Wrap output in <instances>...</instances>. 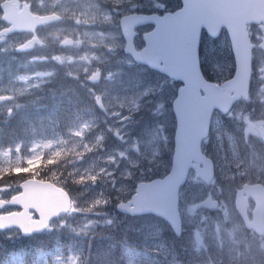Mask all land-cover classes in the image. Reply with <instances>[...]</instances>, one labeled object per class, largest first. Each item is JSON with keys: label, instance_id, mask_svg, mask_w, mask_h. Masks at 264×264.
Segmentation results:
<instances>
[{"label": "rangeland", "instance_id": "rangeland-1", "mask_svg": "<svg viewBox=\"0 0 264 264\" xmlns=\"http://www.w3.org/2000/svg\"><path fill=\"white\" fill-rule=\"evenodd\" d=\"M34 1L39 9H47L49 5V8H55L69 17V23L43 32V38L57 43L61 42V37L68 36L70 39L61 42L58 47L41 46L38 58H24L17 62H11L4 53L7 46L0 47V100L9 97L7 101H0V174L9 170H24L35 176L46 167L42 162L46 152L72 141L78 153L76 167L82 173L78 186L71 185L76 190V205L48 229L47 233L53 235L49 237L52 239L50 242L55 247L51 260L42 258L41 264H89V257L94 264L98 256L109 252L110 244L99 247L98 242L106 236H114L113 233L107 235L112 228L120 225L124 234L133 229L116 211L117 203L128 200L138 182L162 176L169 170L175 128L171 103L176 86L157 74L133 65L131 57L124 53L125 41L119 18L134 11L164 12L177 0ZM143 32H140L138 42ZM262 39L264 30L259 41ZM73 40H78L80 44ZM218 45L211 44L204 60L208 63L209 73L215 79L222 80L232 72V63L223 56H217L215 49ZM220 45L222 50L226 48L224 40ZM263 60L264 42L260 60L256 59L253 95L259 91L264 78L261 72ZM74 61L79 66L73 70ZM61 65L73 70L74 76L80 74L82 80L94 67L102 66L106 74L95 93L103 94L110 103L102 106L103 110L81 105L76 114L71 113V125L67 120L60 119L63 113L58 115L53 111L64 112L69 100L80 94L74 92L78 88L69 92L62 91L63 86L54 89L52 79L48 88L40 86ZM85 86L82 84L81 91L86 90ZM15 94L16 100H11ZM100 99L98 95V103ZM252 108L253 105L243 103L234 109L232 118L229 115L217 117L216 123L221 124L219 133L221 135L223 132L227 138L225 143L234 133L238 118L246 117ZM33 109L45 110L47 120L44 122V116L34 114ZM18 113L17 119L8 123L7 120ZM248 122L257 124L260 121ZM4 141L11 144L4 147L1 144ZM221 146L223 142L215 137L211 144L212 151H219ZM60 154L58 150L53 152L54 156ZM149 160L152 162L149 163ZM202 190L201 183L193 177L184 191L187 208L201 199ZM16 192L15 185L1 187L0 199H7ZM190 222L193 226L187 232V243L180 244L181 251L176 250V241L166 238L168 234L155 219L141 222L140 226L135 223V239L150 241L158 237L155 250L157 254H164V258L157 261L158 257L148 260L143 256L137 257L123 245L120 254L125 264L216 262L215 258H219L223 251L227 234L222 233L220 227L212 229L206 216L190 213ZM204 223L210 231H204ZM60 234L62 237L57 239ZM124 238L127 239L126 236ZM24 255L18 254L8 264H32Z\"/></svg>", "mask_w": 264, "mask_h": 264}, {"label": "water", "instance_id": "water-1", "mask_svg": "<svg viewBox=\"0 0 264 264\" xmlns=\"http://www.w3.org/2000/svg\"><path fill=\"white\" fill-rule=\"evenodd\" d=\"M182 2L181 9L164 16L135 14L123 17L121 21L127 39L126 52L131 53L138 62L182 80L184 85L180 87L173 105L178 131L171 172L163 179L139 184L132 200L119 204L118 209L131 214L156 213L170 221L177 233L181 230L177 193L191 167L196 169L198 175L200 168L194 161L203 163L206 167L204 171H212V165L201 148L205 130L209 129L216 109L227 113L241 99L237 94L245 87L250 89L253 45L247 24L264 21V0ZM148 23H154L155 28L145 34L146 47L138 52L134 46L135 28ZM223 27L230 35L236 72L230 80L218 85L205 78L200 65L199 47L203 29L217 37ZM211 177L212 173L206 180L209 181ZM21 186L23 193L12 198L11 204L21 206L23 211L0 216V230L18 227L24 235L39 233L47 228L51 219L70 208L68 195L49 182L28 180ZM4 205L0 202V208ZM31 209L38 213L39 220L32 219Z\"/></svg>", "mask_w": 264, "mask_h": 264}, {"label": "clouds", "instance_id": "clouds-1", "mask_svg": "<svg viewBox=\"0 0 264 264\" xmlns=\"http://www.w3.org/2000/svg\"><path fill=\"white\" fill-rule=\"evenodd\" d=\"M261 72L264 76V68ZM98 95L101 97L99 103L96 100ZM237 95L245 104L253 105V108L246 113V117L238 118L235 131L229 136L226 146H221L215 156L206 154V159L212 165V182L205 184L203 176L197 177L203 189L200 198L215 201L213 211L217 214L221 232L228 237L224 241L218 264H264V198L256 199L248 192L249 187L264 189V132H255L248 122L260 121L264 125V78L257 94L253 95L245 87ZM108 103L110 100H106L101 93L78 96L69 100L59 118L67 120L71 125V113L81 105L103 110L102 106ZM228 115L233 117L231 112ZM209 132L210 129L205 130V143L210 139ZM220 139L217 132V140ZM57 150L61 154L54 156L53 152ZM77 159L78 153L74 150L72 141H69L68 144L57 145L45 153L42 162L46 167L43 170L49 174H57V181L68 190V185L78 186V178L82 174L76 167ZM89 264H93L91 257ZM94 264H125V261L120 250L113 244L109 252L97 257ZM176 264L181 262L177 261ZM199 264L210 262L201 261Z\"/></svg>", "mask_w": 264, "mask_h": 264}, {"label": "trees", "instance_id": "trees-1", "mask_svg": "<svg viewBox=\"0 0 264 264\" xmlns=\"http://www.w3.org/2000/svg\"><path fill=\"white\" fill-rule=\"evenodd\" d=\"M179 4L180 2L179 0H177V3L173 8H177ZM222 54L223 55H220V57L223 56L226 60H229L231 61V63H233V54L229 44H227V47L225 48ZM206 74L209 77H211L207 73V71ZM46 173H47L46 171H42L39 176L42 178H48V175ZM30 175L31 174L29 172H21L17 174L6 173L0 176V185L16 184L21 179L27 178ZM132 227L133 229H131L127 234H124L125 231L124 229L120 228V225L119 227L112 228L107 233V235L113 233L114 236L110 238L106 236L105 238L100 239V241L98 242L99 247H101L102 244L103 245L115 244L117 248L120 250V253L123 245H125L126 246L125 248L128 249L139 248L140 246L137 245H139L140 242L139 240H137V238L135 239L134 237L135 232L137 231V227L136 228L135 226ZM93 236L95 237L96 234H93ZM124 236H126L127 239L124 238ZM58 237L61 238L62 234H60ZM50 241H52V239L46 238L45 235H36V236L24 238L20 234H18L16 237L11 239L0 238V264H8L10 260L16 258V256L20 253H24L25 255H27V258L30 260V262L34 261L35 259H38V263L40 264L41 259L42 258L46 259V257L48 258L50 251H52L53 247H55V245L53 246V244ZM108 249L110 250L109 246ZM96 254L98 253L96 252Z\"/></svg>", "mask_w": 264, "mask_h": 264}, {"label": "flooded vegetation", "instance_id": "flooded-vegetation-1", "mask_svg": "<svg viewBox=\"0 0 264 264\" xmlns=\"http://www.w3.org/2000/svg\"><path fill=\"white\" fill-rule=\"evenodd\" d=\"M4 1L6 0H0V29H4L8 27V24L6 22L5 23L3 22L2 2ZM20 1H21L20 6H19L20 8H22L24 3L27 2L28 4H30L32 11L36 14H46L50 12V9L37 8L34 0H20ZM29 37H31V33H13L10 35L2 36L0 37V47L20 45L24 43L25 41L27 42ZM257 126L253 125L254 130H256ZM259 126H264V125L260 124ZM249 193L252 194V191H249Z\"/></svg>", "mask_w": 264, "mask_h": 264}]
</instances>
